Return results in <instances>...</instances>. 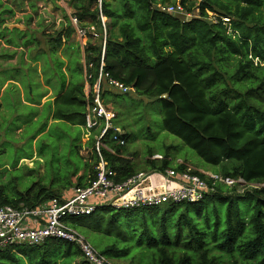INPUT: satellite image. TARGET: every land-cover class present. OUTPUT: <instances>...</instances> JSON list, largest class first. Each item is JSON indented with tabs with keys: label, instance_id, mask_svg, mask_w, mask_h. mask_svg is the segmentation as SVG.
I'll return each mask as SVG.
<instances>
[{
	"label": "trees",
	"instance_id": "obj_1",
	"mask_svg": "<svg viewBox=\"0 0 264 264\" xmlns=\"http://www.w3.org/2000/svg\"><path fill=\"white\" fill-rule=\"evenodd\" d=\"M74 1L76 4H70V7L76 10L75 16L80 23L84 27H99L97 0ZM176 2L104 0L103 11L109 19L104 71L134 88L137 95L159 101L164 130L182 140L209 166L218 168L225 178H241L248 185H264V10L261 9L264 0H205L201 3L181 0L185 10L194 15L188 21L157 7ZM209 12L216 15L218 24L209 20ZM223 18L230 22L232 33L224 25ZM65 19L63 29L49 42L50 54L65 47L74 34L70 19L67 16ZM2 24L0 22V26ZM114 28L118 29L119 35L112 33ZM11 33L19 34L20 31L15 28ZM83 49L84 63L74 56V74L69 83L66 84L65 79L61 81L56 97L44 104L42 117L36 122L29 120L31 124L25 128L31 141L42 137L45 148L49 142L61 145L66 139L64 146L71 142L73 155L77 158L71 162L56 156L50 168L52 171H47L48 174L54 171L48 183H35L25 191H7V186H0V207L40 208L48 202L68 198L71 190L86 187L95 180L96 156L81 154V138L85 135L91 99V96L86 99V82L82 74L86 71L93 77L92 85L97 80L102 41L88 37ZM230 60L238 66L233 77L250 76L257 82L243 95L236 92L232 97V84L223 77ZM105 89L103 86V98ZM29 97L33 100L31 95ZM32 114H27V119L33 117ZM98 133L94 131L93 135ZM73 134H77V143L72 139ZM125 138L128 140V135ZM93 143L92 137L89 146ZM109 144L117 155L108 152L104 155L109 167L117 174V182L137 175L133 163L121 157L125 147H117L112 141ZM147 165V171L154 174L168 169L185 170L184 165L172 167L168 158L150 159ZM81 173L83 176L79 175ZM75 177L77 181L73 182ZM218 185L217 191L201 202L164 206L166 213L163 219L155 221L157 233L153 237L148 236L147 222L142 227L143 232L139 233L133 214H155L162 207L118 211L100 206L90 216L74 218L70 223L89 241L90 237L101 236L106 244L102 245L101 253L113 262L130 258L132 263L141 260V264H264V186L252 188L244 195L227 196ZM234 189L236 191V187ZM217 199L225 200L224 207H216L215 212L203 211V204ZM242 200L248 201L252 209L249 210L248 204L243 211ZM182 206L196 211L204 224H200L198 217L197 221L193 218L184 224L182 214L171 213L172 209ZM168 215L179 218L172 222L177 227L176 233L168 230V224L171 225ZM185 226L188 231L182 240ZM128 229H135L134 234L139 238L135 243L131 242ZM49 245L51 249L47 248ZM37 247L45 248L38 258L25 260V255L21 256L23 250ZM16 248L21 251V258L14 254ZM58 253H61L60 257ZM128 254L130 256H124ZM59 262L88 264L74 244L63 241L49 240L41 246L0 249V264Z\"/></svg>",
	"mask_w": 264,
	"mask_h": 264
},
{
	"label": "rangeland",
	"instance_id": "obj_2",
	"mask_svg": "<svg viewBox=\"0 0 264 264\" xmlns=\"http://www.w3.org/2000/svg\"><path fill=\"white\" fill-rule=\"evenodd\" d=\"M14 2L13 5H10L12 3L9 4L6 0H0V14H6V11H8L17 24H24V30H19V34L11 33L9 35L4 32L0 35V57L5 58V60H0V80L4 78V84L0 83L2 88L0 89V98L5 93L4 90L9 83H11L9 84V89H20L25 86L26 90L21 93V98L24 101L27 100V114H31L29 108L32 106L37 107V109H30L36 115L27 119L25 127L22 124L23 120H21L20 127L13 128L12 135L8 133L0 134V186H7V191H25L35 183L41 181V183H48L51 180L54 171L51 174L50 171L52 170L50 168L56 156L60 160H70L71 162L77 158L73 155L71 142L64 146L66 139H63L61 145L59 142H49L48 147L45 148L46 145L41 142L42 137L31 141L30 133L25 128H29V124H31L28 123L29 120L36 122L35 120L42 117L45 102L55 98L61 81L65 79V83H69L74 74L75 64L73 58L75 56L84 63V53L78 43L79 40L72 37L65 47L58 50L54 55L50 54L49 42L51 38L56 37L66 23L65 12L58 5V1L25 0L23 2L22 0H14ZM261 9L264 10V6ZM0 32L3 31L1 30ZM41 53L45 55H41ZM255 63L257 64L258 61L255 60ZM237 68L235 61L230 60L227 63L226 71H223V77L227 83L232 84V90H234L232 97L236 96V92L243 95L248 88L257 84L250 76L233 77ZM82 78L85 83V72L82 74ZM232 78L233 81H231ZM19 80H21V83L18 82ZM30 90L33 100H30L29 97ZM109 101L113 104L111 106L112 111L117 115V125L128 135V143L124 150L132 154L133 165L137 170L147 171V161L150 157L160 154L163 159L168 158L171 161L172 167L178 165V161L181 160L193 167L209 170L218 182L223 179L224 183H219L218 185L219 188L222 187L223 195H244L251 191L247 187L229 184L225 181L226 178L218 168L209 166L191 148L186 146L182 140L165 131L163 128L162 104L159 101L150 100L137 94L129 96L116 95ZM109 101H106L105 104L110 103ZM232 101H235V99ZM4 117L8 121L10 113L5 114ZM3 120V118H0V122ZM14 121L12 120V123ZM51 123H54V121ZM73 135L72 139L74 138V141L76 140L75 143H77V134ZM83 139L84 136L81 138L82 142ZM82 154L83 156L86 155L85 152ZM48 170H50L49 174ZM79 175L81 176L82 173ZM157 177L159 176L157 175ZM76 181L77 177L73 178V182ZM235 187L237 192L234 189ZM72 194L70 192L68 197ZM224 203V199H217L203 204L202 208L204 212H215V208L218 206L224 207ZM240 204L243 211L248 204L249 210L250 208L252 209L248 201L242 200ZM165 213L166 208L163 207L155 214L150 212L134 213L133 219L136 221L137 227L139 226V233L143 232L142 227L147 222L149 224L148 236L153 237L157 233L155 221L163 219ZM171 213H175L174 215L182 214L183 217L181 216V218L184 224H187L193 218L196 220L198 217L196 211H189L185 206L176 207L172 209ZM167 218L171 222V225L168 224L169 232L176 233L177 227L172 222H177L179 218H174L171 215H168ZM198 220L200 224H204V219L198 217ZM221 220L224 221V214L221 215ZM134 230H127L133 243L139 240L134 234ZM187 231L188 228L185 226L182 240L186 237ZM144 240L146 241V238ZM90 241L100 252L104 250L102 245L105 244V240L101 236L90 237ZM122 245L126 246V243L122 242ZM50 247L49 245L47 248L51 249ZM121 248L123 249V246ZM16 250L17 252L14 251V254L20 258L25 255L24 258L26 260L28 257L38 258L45 248L25 249L22 251L21 256V251H18V248ZM131 254L136 256L135 253ZM58 256L60 257L61 253H58ZM124 256L128 257L130 254ZM77 262H79V259H77ZM115 262L117 264H129L131 259H123L122 261L117 259ZM65 263L67 264V262ZM59 264L62 263L59 262ZM130 264H141V260Z\"/></svg>",
	"mask_w": 264,
	"mask_h": 264
},
{
	"label": "built area",
	"instance_id": "obj_3",
	"mask_svg": "<svg viewBox=\"0 0 264 264\" xmlns=\"http://www.w3.org/2000/svg\"><path fill=\"white\" fill-rule=\"evenodd\" d=\"M181 0L174 5L157 6L162 11L173 16H182L186 21L193 18L188 13ZM205 0H199V3ZM104 0H97L95 7L99 13L100 26L84 27L78 18L70 16L71 25L79 41L86 38L102 41V59L98 78L92 85L93 77L85 74L87 99V126L83 139V152L89 157L96 156V178L86 187H77L71 197L62 201L54 200L36 209H16L10 206L0 207V249L5 250L21 245L41 246L49 240L63 241L74 244L81 253L82 260L88 264H116L102 254L88 238L71 225L74 218L90 216L98 207L107 206L118 211L164 207L167 205H181L185 203L201 202L214 194L219 183L210 172H198L183 163L185 170L178 172L168 169L164 173H137V175L117 182L116 172L109 167L105 152L117 155L109 142L124 148L127 140L124 132L115 124V115L108 109L103 98V86L113 89L122 95L135 93V89L111 78L104 71V54L108 35L107 17L103 11ZM209 14V20L218 24L215 14ZM223 23L230 33V22L223 18ZM99 132L93 135V132ZM93 137V145L89 146ZM158 160V157L155 158ZM195 172L199 173L196 174ZM152 175H158L163 180L164 187L158 185L146 186L145 181ZM203 175L204 177H202ZM229 184L247 188H261L262 184L248 185L243 179L226 178Z\"/></svg>",
	"mask_w": 264,
	"mask_h": 264
},
{
	"label": "crops",
	"instance_id": "obj_4",
	"mask_svg": "<svg viewBox=\"0 0 264 264\" xmlns=\"http://www.w3.org/2000/svg\"><path fill=\"white\" fill-rule=\"evenodd\" d=\"M10 5H13L15 2L14 0H6ZM23 2H25V0H22ZM58 5L63 9V11L65 12V15L70 19V16H73L75 15L76 13V10L75 9H72L70 7V4L74 5L76 4V1L74 0H58ZM4 20V22H3ZM109 20V19H108ZM0 22L3 23L2 26L0 27V31L2 30L3 32H0V35L2 33H6V34H11V31L13 29H10L9 27H6V25H19V30L23 31L24 30V27L22 24H17L15 22L14 19L11 18V15L8 11H6V14H3L1 15L0 14ZM23 27V28H22ZM8 31H5L7 30ZM112 33H114L115 35H119V32H118V29L117 28H114ZM72 37H75L77 40L78 38L76 37L75 35V31H74V34ZM79 45L81 46L82 48V52L84 53V49H83V43L84 42H81L79 41L78 42ZM68 44V43H67ZM5 56V55H4ZM0 57V60H5V58L3 57ZM85 74H86V71H85ZM9 81V80H8ZM11 82V81H9ZM19 83H21V80L18 81ZM0 83L3 85L4 84V78L0 80ZM11 84V83H9ZM9 84L6 86L5 88V93H3L2 97L0 98V118H3L4 120L0 122V134L2 133H9V134H13V128H19L20 127V124H21V120H23V123L24 124V127L26 126V121H27V111H28V108H27V100H23L21 98V93L24 92L26 90V87L23 86L22 88L20 89H9ZM5 87V86H4ZM21 87V86H20ZM106 87V86H105ZM86 83L84 84V92H85V95H86V99H87V90H86ZM0 89H2L0 87ZM104 93H105V96H104V101H109L112 97L116 96V95H121V96H129V95H133V94H136V93H132V94H128V95H122L121 93H119L118 91L116 90H113V89H110V88H107L104 90ZM30 95L32 96L31 94V90H30ZM56 97V96H55ZM54 99V98H53ZM53 99H49V100H53ZM110 103H107V107L108 109H110L112 111V103L111 101H109ZM46 103V102H45ZM33 107V108H32ZM31 108H29V111L34 113L32 114V116H35V112H33L32 110L30 109H37V107H34L32 106ZM113 112V111H112ZM10 113V118L7 119L4 117L5 114H9ZM114 115H115V124L117 125L116 123V119H117V115L115 114V112H113ZM12 120H15L13 123H12ZM19 122V123H18ZM118 126V125H117ZM119 127V126H118ZM120 128V127H119ZM7 130V131H6ZM122 130V129H121ZM123 131V130H122ZM124 132V131H123ZM125 136H126V133L124 132ZM128 143V142H127ZM83 144V143H82ZM83 153V151H81V154ZM83 155V154H82ZM121 157L123 158H126L128 160H130L132 163L134 162V159L132 157V154L130 152H127L126 150H124V153H122ZM158 157V160H156L155 158ZM151 160H156V161H161L163 160V157L160 155V154H155L153 155L152 157H150ZM149 159V160H150ZM183 163L187 166H190L191 168H193L195 171H198V172H210L209 170H204V168H198V167H193L192 165H190L189 163H186V162H183V161H178V163ZM137 170V169H136ZM138 173H144L146 175H149L151 174L152 172H149V171H140V170H137ZM211 173V172H210ZM148 180V182L146 183V181ZM145 181L146 183V186L150 187V186H155V185H158L160 187H164V183H163V180L159 177H157V175H152L150 176L148 179ZM73 190H71L70 192H72ZM70 192L67 194V195H70Z\"/></svg>",
	"mask_w": 264,
	"mask_h": 264
},
{
	"label": "water",
	"instance_id": "obj_5",
	"mask_svg": "<svg viewBox=\"0 0 264 264\" xmlns=\"http://www.w3.org/2000/svg\"><path fill=\"white\" fill-rule=\"evenodd\" d=\"M6 27H9L10 29L19 28V25H6Z\"/></svg>",
	"mask_w": 264,
	"mask_h": 264
}]
</instances>
